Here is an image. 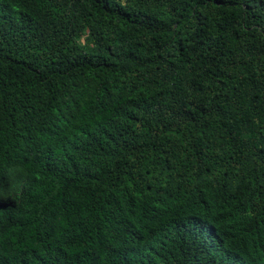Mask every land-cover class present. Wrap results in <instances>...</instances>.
<instances>
[{
  "label": "trees",
  "instance_id": "16d2710c",
  "mask_svg": "<svg viewBox=\"0 0 264 264\" xmlns=\"http://www.w3.org/2000/svg\"><path fill=\"white\" fill-rule=\"evenodd\" d=\"M0 264H264V0H0Z\"/></svg>",
  "mask_w": 264,
  "mask_h": 264
},
{
  "label": "clouds",
  "instance_id": "9594fccd",
  "mask_svg": "<svg viewBox=\"0 0 264 264\" xmlns=\"http://www.w3.org/2000/svg\"><path fill=\"white\" fill-rule=\"evenodd\" d=\"M56 249H58L56 245H50V247L47 250L54 251Z\"/></svg>",
  "mask_w": 264,
  "mask_h": 264
}]
</instances>
